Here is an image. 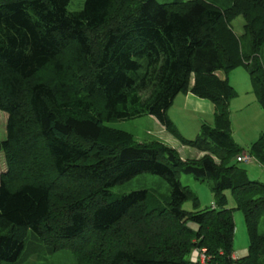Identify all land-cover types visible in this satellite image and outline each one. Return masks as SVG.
<instances>
[{
  "label": "trees",
  "instance_id": "obj_1",
  "mask_svg": "<svg viewBox=\"0 0 264 264\" xmlns=\"http://www.w3.org/2000/svg\"><path fill=\"white\" fill-rule=\"evenodd\" d=\"M70 2L0 0V110L8 115L0 264L24 260L31 243L71 249L77 264H203L195 252L205 264H264V183L233 163L247 154L264 166V133L249 151L235 141L228 80L244 67L264 110V0H86L77 12ZM240 16L245 42L232 28ZM182 93L215 107L214 127L203 125L195 140L168 114ZM145 116L206 155L183 160L106 125ZM143 173L169 184L166 204H151L147 191L112 194ZM181 173L209 182L215 206L183 210L199 199ZM235 210L249 237L242 258H234Z\"/></svg>",
  "mask_w": 264,
  "mask_h": 264
},
{
  "label": "rangeland",
  "instance_id": "obj_2",
  "mask_svg": "<svg viewBox=\"0 0 264 264\" xmlns=\"http://www.w3.org/2000/svg\"><path fill=\"white\" fill-rule=\"evenodd\" d=\"M86 0H71L69 4V11L77 12L81 11L84 8V3ZM159 3H172L176 0H157ZM212 3L219 5L220 7L227 5V0H210ZM244 26H245V19L244 17L240 16L236 18L232 22V28L238 37L243 38L244 35ZM245 42V39L243 38ZM263 59H264V52H263ZM242 72L244 70L245 74L249 73L247 70L242 67L241 69H235L233 72ZM240 85H242V77H239ZM187 95V94H186ZM185 94H181L178 96L169 110L168 114L171 120L173 121L177 131L181 134V136L187 140H195L199 134L201 133L203 125H209L214 127L215 118L209 116H202L205 120L201 121L200 116L198 118L190 114L188 117L185 116V112L182 111L181 107V100L182 98H186ZM188 96V95H187ZM189 107H195L194 102L188 101ZM207 106L209 107L213 105V103L209 100L205 101ZM204 104V103H203ZM204 111L205 108L203 106ZM210 109V107H209ZM212 111V109H210ZM215 112V109H214ZM186 118H185V117ZM237 120L233 122V129H235V138L238 141H242V113H239L237 116ZM7 120L8 115L0 110V142L6 140L7 138ZM106 125L110 128L121 130L132 134L135 140L140 144H150L155 141H159L170 148L175 147L173 142L182 146L181 141L178 140L172 133L167 131L166 129H162V127L158 124V122L151 116H145L138 119H132L127 121H116L111 123H106ZM264 133V132H263ZM262 133V134H263ZM258 137L257 140L252 142V144L248 146L240 145L244 150L249 151L251 146L259 140L261 135ZM174 140V141H173ZM174 149V148H173ZM176 150V149H175ZM193 152H196L193 150ZM181 156V154H180ZM233 163H237V159L233 160ZM240 168L250 171V168L256 167L260 168L258 170L261 176H256L255 174H249L251 180L260 181L264 183V169L261 168L257 161L252 163H238ZM6 162L5 156L2 153L0 159V173H4L6 171ZM180 181L183 186L189 187L198 197L199 203L195 206L193 200H188L183 204V210L188 212H196L202 211L205 209H210L215 206V197L213 192L211 191V185L209 182H200L195 179L193 175H188L185 173H181L179 175ZM136 191H147L148 192V201L151 204L160 201L161 204H166L171 196V188L169 184L161 177L150 174V173H143L129 182L119 185L111 189L112 194L115 197H120L123 195L130 194ZM226 196L228 199L227 208H236V200L233 196L232 191H226ZM234 220H235V242H234V250L238 258H242L243 256L247 255L248 247H249V237L245 225L244 214L240 210L234 211ZM190 226L194 229H197V225L190 224ZM32 232L29 231V240L32 241ZM40 245V244H39ZM247 250V251H246ZM246 251V252H245ZM26 252L30 253L28 256L25 257L24 260L14 264H77L78 260L77 257L74 255L71 249H63L56 253H50L46 246L40 245L38 247L35 243H31L28 245ZM9 264V263H5Z\"/></svg>",
  "mask_w": 264,
  "mask_h": 264
},
{
  "label": "crops",
  "instance_id": "obj_3",
  "mask_svg": "<svg viewBox=\"0 0 264 264\" xmlns=\"http://www.w3.org/2000/svg\"><path fill=\"white\" fill-rule=\"evenodd\" d=\"M263 61H264V59H263ZM238 69H241V68H238ZM238 71L239 70H237L236 72L232 71L228 75V80H229L230 84L234 87V89L237 92V97L234 100H232L231 105H230V110H231V116L230 117H231V122L233 124L235 119L237 120V118H238L237 116L239 115V113H242V141L240 142V141L236 140L235 129H233V125H232V134H233L235 141L239 145L242 144V146H248V145L252 144V142L257 140L258 137L260 136V134H262L264 132V110L261 108V106L258 102V98H257L256 94L254 93L252 83L250 80V76L248 74H245L244 70H242V72L241 71L238 72ZM219 76L222 79L225 78V75L222 73L219 74ZM239 77H242V85H240ZM186 94H185L186 98H182V100H181L182 102H181V107H180L182 109V111L185 112V116L188 117L190 114H193L198 118V115H199L201 118V121L205 120L203 117H201V115L202 116H209V113H210V117H214L215 107H213L212 105L210 106V104H208L210 109H212V111H211L209 109V107L207 106V104H205V103H207V102H205V101H207L206 99L198 98L195 95H193L192 93H186ZM180 95H178V96H180ZM177 97H176V99L179 98V97L178 98ZM176 99H175V101H176ZM185 100L194 102L195 107H189L188 102ZM175 101H174V103H175ZM203 106L205 108V111H204V109H202ZM161 127H162V129H165L163 126H161ZM173 145L175 146L173 148L176 149L179 152V154H181V157L183 160H193V159L198 160V159H201L202 157H204L206 155V153H204V152H201V151L196 150L194 148H191L189 146H185L183 144H181L182 146H179V144H177L176 142H173ZM193 150H195L196 152H193ZM255 161L256 160L254 159L252 162H255ZM252 162H250V163H252ZM258 164L261 168L264 169V166L261 163L258 162ZM258 169H260V168L259 167L258 168L252 167V168H250V171H248V170H246V171L248 172V175L250 173L251 174L253 173L256 176H261L259 173L260 170H258ZM234 242H235V238H234ZM234 258H238L236 253L234 254Z\"/></svg>",
  "mask_w": 264,
  "mask_h": 264
},
{
  "label": "built area",
  "instance_id": "obj_4",
  "mask_svg": "<svg viewBox=\"0 0 264 264\" xmlns=\"http://www.w3.org/2000/svg\"><path fill=\"white\" fill-rule=\"evenodd\" d=\"M254 159H253V157H251L250 155H247V154H244V155H242L241 157H238L237 158V161L239 162V163H250V162H252ZM198 259H200V261L203 263V264H205V262H206V258H205V255L202 253H200V252H195L194 254H193V261H197Z\"/></svg>",
  "mask_w": 264,
  "mask_h": 264
}]
</instances>
